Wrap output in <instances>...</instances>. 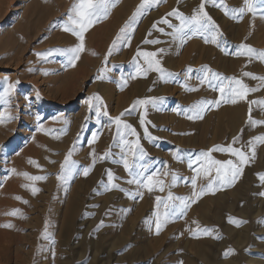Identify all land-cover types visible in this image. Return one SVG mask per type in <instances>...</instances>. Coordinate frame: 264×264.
I'll list each match as a JSON object with an SVG mask.
<instances>
[{"label": "rangeland", "instance_id": "374dc122", "mask_svg": "<svg viewBox=\"0 0 264 264\" xmlns=\"http://www.w3.org/2000/svg\"><path fill=\"white\" fill-rule=\"evenodd\" d=\"M7 2L0 0L1 13H8L0 17V94L13 87L8 92L10 103H0V264H264V196L260 195L264 181L259 178L264 175V143H249L264 136V124L249 123L250 112L253 120L264 121V104L254 103L264 101V81L244 75L264 77V60L248 56L241 47L264 52V0H154L144 15L127 23L130 45L122 41L112 47L126 26L120 22L106 39L107 52L89 55V29L79 56L85 53V58L74 66L66 51L79 44L78 38L64 31L65 25L49 26L43 21L47 12H54V1ZM201 3L213 22L209 31L189 32L184 42L174 39L180 21L168 14L178 9L191 17ZM165 17L172 27L160 22ZM94 25L90 34H102V24ZM213 35L216 43L211 42ZM138 51L157 53L155 59L174 75L162 79L160 73L147 70L145 57ZM169 56L180 64L175 72L164 66ZM88 58L98 66L83 64ZM77 61L85 65L84 75L76 73ZM206 72L212 87L208 81L200 82ZM231 78L257 90L232 103L228 89L237 85ZM137 79L149 84L140 96H132L136 90L130 87ZM221 83L226 86L223 97L216 90ZM124 94L123 105L119 98ZM96 95L100 101L89 102ZM153 98L154 104H135L138 99ZM199 101L210 102L199 113L202 118L188 111ZM234 111H239L235 123L231 122ZM115 117L135 130L132 135L129 129L126 139L133 143L138 139L146 153L137 163L148 166L145 176L155 173L153 183L162 181L163 191L159 185L148 191L128 183L132 176L121 161ZM120 127L123 130V124ZM145 128L151 139L145 136ZM214 146L239 148L249 160L233 184L214 182L208 189L215 170L206 175L207 161L193 163L191 168L189 162ZM70 151L76 174L67 181L57 179ZM210 155L239 162L225 152ZM128 156L131 160V153ZM109 171L115 188L108 181ZM24 173L46 179L31 180ZM33 187L38 189L35 194ZM74 195L77 214L66 230L64 214ZM176 197L188 207L170 216L157 235V213L163 220L165 203L180 208L182 201ZM15 210H19L16 215L9 214ZM6 224L12 227H3ZM205 228L211 230L209 234L203 232Z\"/></svg>", "mask_w": 264, "mask_h": 264}, {"label": "snow or ice", "instance_id": "6c2138e0", "mask_svg": "<svg viewBox=\"0 0 264 264\" xmlns=\"http://www.w3.org/2000/svg\"><path fill=\"white\" fill-rule=\"evenodd\" d=\"M154 0H141V4L137 6L135 12L133 13L132 17L130 18V23L134 22L138 16H142L145 14V11L152 7ZM247 2V0H245ZM115 0H75V3L72 5L71 9L69 10L68 15V23L64 26V31L71 32L73 35H75L78 40L79 44L76 47L70 48L66 51V55L69 57V61L73 64H75V61L79 59L80 53L84 51L85 45H84V34L99 20L102 18H106L109 14L110 8L114 5ZM168 15H175L180 21V24L178 27H175L174 33L172 34L174 39H178L181 42L185 41V38L188 36V33L191 32L193 35L199 33L203 35L205 32L209 31L210 26L213 25V22L211 21V17L208 16L207 12L204 9V3H201L199 8L194 11L193 15L191 17H185L183 14L179 13L178 9H174L172 13H169ZM164 24H169V21L167 18H162L160 21ZM170 27L172 25L169 24ZM128 25L124 28L120 29V33L118 34L117 38L113 41L112 47H116L118 45V42L127 41L130 45L131 37L127 34ZM156 27V24H153V28ZM161 32L164 31V29H160ZM146 43H159L157 40L152 41H145ZM211 42L216 43L217 37L213 35L211 37ZM242 48H245L246 54L248 56H259L260 59L264 60V52H258L256 49H253L250 46L247 45H241ZM163 51V50H160ZM37 55H45L44 53H38ZM108 55H111V47L109 50ZM138 55H143L145 57V62L147 63L148 69L156 71L161 74V78L164 79L165 76L171 77L174 74L170 72H166V70L161 66L160 61L155 59L157 53L155 52H144L140 53L138 51ZM105 60H107V56L105 57ZM139 72V68L137 69ZM191 71V69H189ZM246 76H252L253 79H259L261 81H264V77H256L250 73H244ZM234 80L235 85L237 87H229L228 91L232 97L231 102L236 103L238 99H246L247 95L250 92L256 91L257 89H250L248 88L243 82L236 78H231ZM204 81H208L209 87H212V81L209 78L207 72L205 73L203 79H201V84L204 83ZM167 82V81H165ZM12 85H9L8 89H5V92L0 94V103H3L5 105H8L10 103V98H8V92L12 88ZM225 85L223 83L219 84L216 90L219 91L221 94V97L225 95ZM189 91H196L198 89H188ZM100 101V97L98 95L94 97L89 98V102L92 100ZM154 99L152 101L149 100H143L138 99L135 104L136 105H144L149 102H152L154 104ZM210 103L207 101H199L197 104L193 105L188 109V111L196 113V115L199 117V113L205 110V106ZM216 103H219V101H216ZM254 103L258 104H264V101H255ZM89 108H92V104L89 103ZM96 115H100L99 108L97 107ZM104 115H107L105 112ZM121 115H124L123 113ZM189 119H192V116L188 117ZM202 118V117H199ZM9 119H12L11 116H9ZM114 122L117 125V134L120 137V140L122 141V144L120 145L121 148V161L123 164V167L125 170L129 173V175L132 176V179L128 181V183H135L137 185H140L144 188H147L148 191H152L153 188L157 185H159V190L163 191V182L157 180L156 184L153 183L155 173L145 176V173L148 171V166L146 164H139V160H143L146 153L144 149L140 146L139 140L137 139L135 143L128 141L126 139L127 135H129V129H131V134L135 135V130L132 129V126L129 125L126 122H123L121 120V117H115ZM140 123L144 125L145 121L143 118H141ZM249 123L253 125L258 124H264V121H258L253 120L251 118V112L249 113ZM121 124H123V130H121ZM145 136L151 139L150 133L148 132L147 128H145ZM96 136L93 135V141H95ZM238 138H234L233 143H236ZM255 141H259L264 143V136H257L253 138L249 143H253ZM212 152H225L229 153L232 156L237 157L238 163L233 162L232 160L228 161H220L215 160L211 158L210 153ZM128 153H131L132 159H129ZM254 149H253V156H254ZM72 155V152L70 151L68 155H66L65 160L63 164L61 165V174L58 175L57 179H63L67 181L69 178L74 176L76 174V162L72 161L70 159ZM106 158V156H105ZM201 160L207 161V167L204 169V172L206 175L210 174L211 171L215 170V177L214 180L209 182L207 185L208 189L213 188L214 182H219L222 186H229L233 184L236 179L241 175L242 173V166L248 162L249 157L247 154L242 151L239 148L233 147V146H214L212 149H209L207 152H202L199 157L196 158V161H190L189 167H192L193 163L200 162ZM135 170V171H134ZM88 169L85 168L83 171V174L85 176L88 175ZM25 177L31 180H43L46 179V177L43 176H29V174L24 173ZM167 175V173H165ZM259 175V174H258ZM259 178L264 181V175H259ZM177 177L173 176V183L175 184ZM114 180V176L111 173V171L108 172V181L112 185L113 188L117 187L114 183H112ZM196 177H193L191 180V184L193 187L196 185ZM111 190V189H109ZM122 190V189H121ZM38 191L37 188H32V193L35 194ZM201 195L204 194V189L201 188ZM260 195L264 196V192L260 193ZM17 199H21L17 197ZM157 207L160 206V197H157ZM168 199H173L172 194L169 193ZM175 199L182 201V206L180 208H175L174 206H169L167 203L164 204L165 213L163 220L160 218L159 212L157 213V221H156V234L158 235L161 227L165 225L168 222V218L170 216H174L177 211L184 212V210L188 207V203L183 201V198L176 197ZM26 203V201H24ZM195 202V201H192ZM19 210H15L9 214L16 215ZM230 222H232L230 220ZM103 222H101L102 224ZM238 226V225H237ZM3 227H12L11 224L3 225ZM210 229H203V232L205 234L210 233ZM195 235V234H194ZM231 250L229 249L226 251L225 255L228 254ZM182 264V262H181Z\"/></svg>", "mask_w": 264, "mask_h": 264}, {"label": "bare ground", "instance_id": "6f19581e", "mask_svg": "<svg viewBox=\"0 0 264 264\" xmlns=\"http://www.w3.org/2000/svg\"><path fill=\"white\" fill-rule=\"evenodd\" d=\"M12 0H9V2H11ZM14 1V0H13ZM17 1V0H16ZM19 1V0H18ZM26 1V0H25ZM28 1V0H27ZM52 1H54V12H47V16L44 18V20L43 21H45L44 22V24H46V25H52V26H56V25H62V26H64V25H66L67 23H68V15H69V10L71 9V7H72V5L75 3V0H52ZM9 2H7L8 4L7 5H9ZM50 2V1H49ZM117 2V3H116ZM6 3V2H5ZM30 4V3H29ZM47 4V3H46ZM141 4V0H115V3H114V5L110 8V10H109V14H110V12H112V14H111V16H109V14L107 15V17L106 18H102L101 20H99V22H97L98 23V25H101L100 27H102V31H101V33L102 34H97L98 36H96L95 34H93V33H95V32H93L92 34H90L91 33V28H90V30H89V41H88V43L90 44V49L88 50V52H87V54H89V55H92V54H94L95 55V52H102V53H105V51L107 52V43H105L106 42V39L108 38V40H109V38L111 37V33L113 32V31H115V28L117 27V26H120L119 25V23L120 22H126L125 24H127L128 23V25H129V23H130V18H131V13H134L135 12V10H136V8H137V6L138 5H140ZM6 5V6H7ZM5 6V7H6ZM8 8L10 7V6H7ZM19 8V7H18ZM17 8V9H18ZM25 8V7H24ZM27 8V7H26ZM53 8V7H52ZM17 9H16V11H17ZM28 9V8H27ZM48 9V8H47ZM46 9V10H47ZM9 10V9H8ZM15 10V9H14ZM38 10V9H37ZM45 10V9H44ZM52 10V9H51ZM7 11V10H6ZM22 12H23V10H22ZM4 13H5V11H4ZM4 13H1V11H0V17L1 16H4L5 14ZM35 13H36V11H35ZM43 13V12H42ZM2 14H4V15H2ZM8 14V13H7ZM65 14H66V16H65ZM26 16V15H25ZM108 17H110L109 19H108ZM3 18V17H2ZM24 18V17H23ZM144 18V17H143ZM1 19V18H0ZM38 19V18H37ZM127 19V20H126ZM146 19V18H145ZM125 20V21H124ZM41 21V20H40ZM1 22V21H0ZM23 22V21H22ZM146 22V21H145ZM144 22V23H145ZM148 22H150V21H148ZM37 23V22H36ZM143 23V24H144ZM34 24V23H33ZM123 23H121V25H122ZM146 24V23H145ZM25 25H26V23H25ZM35 25V24H34ZM97 25V24H96ZM24 26V25H23ZM37 26V25H36ZM35 26V27H36ZM41 26V25H40ZM93 26H95V25H93ZM26 27V26H25ZM48 27V26H47ZM142 27V26H141ZM18 28H20V27H18ZM42 28H44L45 29V27H42ZM54 28V27H53ZM146 28V27H145ZM59 29V28H58ZM93 30V29H92ZM95 30V29H94ZM142 31V30H141ZM21 32V31H20ZM54 32V31H53ZM56 32H58V31H56ZM60 32V31H59ZM58 32V33H59ZM88 32V31H87ZM143 32V31H142ZM50 33V32H49ZM138 33V32H137ZM53 35V34H52ZM140 35H142V33L140 34ZM51 36V35H50ZM88 36V35H87ZM59 38H62V35L59 37ZM85 38H86V36H85ZM85 38H84V40H85ZM88 38V37H87ZM87 42V41H86ZM71 43V42H70ZM110 44V43H109ZM106 45V46H105ZM87 46V45H86ZM105 48H106V50H105ZM0 49H1V47H0ZM208 51H210L209 49H207ZM206 50V52H205V54L204 55H208V51ZM84 52V51H83ZM82 54V53H81ZM219 54V53H218ZM84 55H85V53H84ZM84 55H82L81 57H83V58H85L84 57ZM97 55V54H96ZM79 58L80 60L82 59V58ZM92 58H93V56H92ZM173 58L174 57H172L171 58V56H169V57H167V59H165L164 60V66H166L167 67V69H169V70H171L172 72H175V71H177L179 68H180V64L178 63V62H176V61H173ZM93 61H95L94 60V58L92 59ZM138 60V59H137ZM175 60V59H174ZM97 61V60H96ZM77 62H79V68H77L76 69V73L77 74H79V75H84V73H83V68L82 67H84L85 65H83L84 63L86 64L87 62L89 63V64H91L92 63V61L88 58L87 60L86 59H84V61H83V64L82 63H80V61H77ZM81 62H82V60H81ZM111 62V61H110ZM179 62H182V60H180ZM65 63V62H64ZM87 63V64H88ZM93 63H95V62H93ZM92 63V64H93ZM86 64V66H89V65H87ZM95 64H97V63H95ZM66 65V64H65ZM80 65H81V67H80ZM94 65V64H93ZM96 66H98V64L96 65ZM90 68V67H89ZM96 67H94V69H95ZM90 69H92V67L90 68ZM67 70V69H66ZM93 70V69H92ZM72 72V71H71ZM69 73V72H68ZM69 74H71V73H69ZM72 74H74V73H72ZM90 74V73H89ZM86 76V75H85ZM68 77V76H67ZM81 77V76H80ZM87 77H89V75L87 76ZM86 77V78H87ZM70 78V77H69ZM150 79V78H149ZM67 80H68V78H67ZM48 81V80H47ZM50 81V80H49ZM73 81V80H72ZM72 81H70V82H72ZM140 81L141 80H133V84L131 85V87L130 88H132L133 90H136V91H134V94H132V96H140L143 92H144V90L146 89V86L149 84L148 82H141L140 83ZM50 82H52V80L50 81ZM45 83V82H44ZM68 83V82H67ZM67 83H66V85H67ZM81 83H82V81H81ZM51 84V83H50ZM130 84V83H129ZM151 84V83H150ZM49 86V85H48ZM151 86V85H150ZM75 87V86H74ZM61 89V88H60ZM76 89V88H75ZM130 90V89H129ZM74 91V90H73ZM155 91V92H154ZM152 93H156V90H154ZM70 93V92H69ZM129 93V92H128ZM76 94V93H75ZM74 95V94H73ZM122 95V94H121ZM131 95V94H130ZM71 96V95H70ZM127 95L126 94H124L122 97H120L119 98V100L121 99L122 100V104L124 105L125 104V97H126ZM48 98V97H47ZM63 98V97H62ZM120 105V104H119ZM118 105V106H119ZM120 106H122V105H120ZM238 117H239V111H234L233 112V114L231 115V122H233V123H235V120H236V118L238 119ZM99 169V166H97L96 168H95V170H98ZM77 202H78V199L76 198V196L74 195L73 196V199H71L70 201H69V205L67 206V208H66V211H65V214H64V228L66 229V230H70L71 229V227H72V222H73V220H74V218L76 217V214H77ZM8 204V203H7ZM12 209V208H11ZM68 232V231H67ZM2 244V243H1ZM3 245V244H2ZM1 246V245H0ZM2 247V246H1ZM6 247V246H5Z\"/></svg>", "mask_w": 264, "mask_h": 264}]
</instances>
